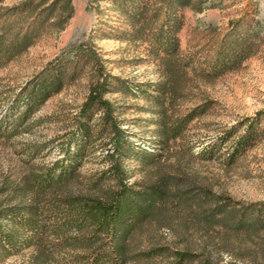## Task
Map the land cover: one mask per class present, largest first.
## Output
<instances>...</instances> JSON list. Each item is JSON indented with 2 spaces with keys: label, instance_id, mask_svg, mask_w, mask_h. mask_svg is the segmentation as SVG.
Returning <instances> with one entry per match:
<instances>
[{
  "label": "trees",
  "instance_id": "16d2710c",
  "mask_svg": "<svg viewBox=\"0 0 264 264\" xmlns=\"http://www.w3.org/2000/svg\"><path fill=\"white\" fill-rule=\"evenodd\" d=\"M209 1L112 0L130 26L125 40L147 43L165 79L146 91L159 151L143 147L123 129L107 95L131 89L120 85L93 45L56 59L16 96L11 108L24 104L18 115L23 120L85 70L91 76L88 97L62 144L63 157L34 171L17 190V199L0 201V256L25 246L33 248L29 264H214L200 252L170 243L163 231H171L181 244L194 234L228 240L264 231V202L243 205L216 192L199 174L179 167L171 172L165 165L173 145L185 142L189 125L207 111L203 106L182 110L179 104L192 78L212 82L239 70L264 41L258 1L247 0L225 29L205 31L203 48L183 49L182 11L203 12ZM74 12L72 0H28L10 9L0 5V70L43 30H65ZM263 116L264 111L243 119L240 133L239 127L227 131L226 142L235 138L227 152L213 145L200 157L215 160L224 154L236 160L253 144ZM98 153L104 170L82 174L86 158ZM137 172L142 179L131 181Z\"/></svg>",
  "mask_w": 264,
  "mask_h": 264
},
{
  "label": "rangeland",
  "instance_id": "374dc122",
  "mask_svg": "<svg viewBox=\"0 0 264 264\" xmlns=\"http://www.w3.org/2000/svg\"><path fill=\"white\" fill-rule=\"evenodd\" d=\"M28 0H0L6 9L22 6ZM74 16L65 30H43L40 37L25 52L16 56L0 70V201H14L27 178L43 166H52L63 157L62 144L73 129V118L86 101L91 89V76L85 70L76 81L19 120L24 104L12 109L20 92L49 65L61 57L75 54L78 47L93 45L106 61L108 71L120 79V85L131 91L109 93L117 114L132 140L142 142L150 151H159L153 114L148 112L147 92L163 78L159 60L149 53L148 44L125 40L130 30L125 16L113 4L104 0L98 4L89 0H72ZM258 1L259 20H264V0ZM247 0H210V7L197 13L182 11L184 24L179 32L185 50L201 49L207 42L203 34L210 26L225 29L236 19ZM264 36V32H263ZM143 86V87H142ZM145 86V88H144ZM2 101V100H0ZM182 110L195 107L206 109L186 130L185 142L173 145L166 167L186 173H197L214 190L240 201L243 205L264 202V116L260 130L251 146L238 154L236 160H226L222 154L215 160L200 157L212 147L227 152L234 139L226 142V132L246 117L264 111V41L257 52L242 67L221 75L212 82L193 77L186 96L179 101ZM244 127H239L242 132ZM173 152V151H172ZM223 152V153H224ZM99 154L86 158L80 167L82 174L91 175L104 170ZM136 167V166H135ZM139 172L130 180L139 181ZM167 241L189 247L203 254L214 264H264V231L251 237H231L194 234L181 244L168 229L163 231ZM33 248L22 246L9 256H0V264H29Z\"/></svg>",
  "mask_w": 264,
  "mask_h": 264
}]
</instances>
